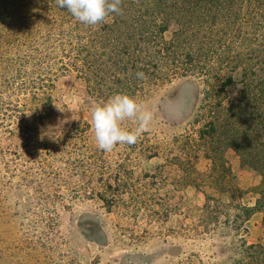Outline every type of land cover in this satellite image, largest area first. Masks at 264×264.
I'll return each instance as SVG.
<instances>
[{
    "label": "trees",
    "instance_id": "trees-1",
    "mask_svg": "<svg viewBox=\"0 0 264 264\" xmlns=\"http://www.w3.org/2000/svg\"><path fill=\"white\" fill-rule=\"evenodd\" d=\"M121 7L122 15L112 14L108 23L93 28L56 0H0V177L25 191L35 229L57 224L75 202L98 199L109 211L128 186L124 179L96 174L108 161L91 142L88 121L75 117L48 129L59 75L75 72L88 94L103 103L117 93L139 98L140 91L192 73L205 76L207 86L217 78L224 92L241 72L242 99L231 102L228 113L238 117V108L249 116L253 97L264 104V76L253 70L264 66V0H123ZM172 19L177 30L165 39ZM137 71L146 79L138 80ZM209 101L212 117L216 99ZM217 121H208L199 138L213 139ZM227 126V144L261 175L253 204L242 207L249 219L264 212V123L251 118ZM79 226L94 240L104 235L97 220ZM239 250L227 264H264L263 244L242 242Z\"/></svg>",
    "mask_w": 264,
    "mask_h": 264
},
{
    "label": "rangeland",
    "instance_id": "rangeland-1",
    "mask_svg": "<svg viewBox=\"0 0 264 264\" xmlns=\"http://www.w3.org/2000/svg\"><path fill=\"white\" fill-rule=\"evenodd\" d=\"M176 30L172 19L163 37L171 39ZM253 70L264 76V66ZM235 77L236 84L224 92L217 78L207 86L205 76L195 73L139 92L138 100L155 114L150 130L133 145L105 152L108 163L96 172L128 184L109 211L98 199L75 202L57 224L35 229L25 191L0 177V264H227L239 256L242 242L264 245V212L245 219L242 210L255 200L260 172L242 163L240 150L226 142L229 123L235 127L251 118L264 123V104L253 97L249 116L238 108V117L231 116L228 105L239 103L244 91L242 73ZM54 95L50 131L75 117L91 125L93 105L100 102L75 72L58 76ZM212 98L217 106L211 117ZM210 120L219 121V130L202 140L199 130ZM135 126L126 122L129 129ZM89 134L97 145L92 127ZM85 219L99 222L104 232L99 240L79 226Z\"/></svg>",
    "mask_w": 264,
    "mask_h": 264
},
{
    "label": "clouds",
    "instance_id": "clouds-1",
    "mask_svg": "<svg viewBox=\"0 0 264 264\" xmlns=\"http://www.w3.org/2000/svg\"><path fill=\"white\" fill-rule=\"evenodd\" d=\"M56 3L75 20L93 28L108 23L112 14H123V0H56ZM135 75L138 80L146 79L142 71H137ZM154 118V112L145 102L126 93H117L103 103H94L91 127L97 147L111 152L118 145L137 143L141 135L150 130ZM126 122L136 126L129 129Z\"/></svg>",
    "mask_w": 264,
    "mask_h": 264
}]
</instances>
